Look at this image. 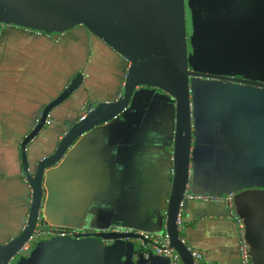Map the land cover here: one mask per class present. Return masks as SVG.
I'll return each instance as SVG.
<instances>
[{"label": "crops", "instance_id": "crops-1", "mask_svg": "<svg viewBox=\"0 0 264 264\" xmlns=\"http://www.w3.org/2000/svg\"><path fill=\"white\" fill-rule=\"evenodd\" d=\"M203 3L210 8L216 1ZM255 29L257 37L263 36L257 25ZM259 53L242 56L255 72L264 70V52ZM127 66L109 47L81 31L57 37L24 30L0 33V240L17 234L27 217L30 189L21 176L18 147L42 106L75 74L84 75L70 103L55 110L56 120H51L55 127L38 135L55 131L54 137H45L43 146V141L35 143L37 138L29 143L31 161L41 147L38 158L51 152L64 125L83 116L91 100H112ZM221 99H211L196 112L192 103L189 206L181 212L179 230L205 264H242L241 244L246 245L247 264H264V155H258L264 153V97L243 96L234 103ZM174 116L171 98L142 91L124 117L79 138L44 173L40 210L44 227L134 231L152 241L165 237ZM244 183L259 187L244 196L246 220L237 221L230 199L232 189ZM219 193L229 198L212 197ZM242 229L249 242L243 241ZM153 251L156 254L154 247Z\"/></svg>", "mask_w": 264, "mask_h": 264}, {"label": "water", "instance_id": "water-1", "mask_svg": "<svg viewBox=\"0 0 264 264\" xmlns=\"http://www.w3.org/2000/svg\"><path fill=\"white\" fill-rule=\"evenodd\" d=\"M249 1L244 4L253 6L255 15H261L258 10L262 7L258 3L264 0ZM186 4L187 0H0V27H4L0 28V33L12 28L47 36L63 35L80 26L128 64L116 96L108 101L91 100L83 116H76L64 125L61 138L50 153L38 158L41 147L35 153V161H31L28 145L50 127L51 120H56L55 110L70 103L84 81L82 73L75 74L58 96L42 106L33 128L22 137L18 152L21 176L30 189V202L25 223L18 233L0 240V264H171L169 257L154 253V241L138 232L118 229L73 234L51 232L39 218L45 171L55 166L84 134L124 117L142 91L162 93L175 104L165 237L181 264H194L191 249L179 235L181 212L189 206L187 187L193 145L191 80L220 81L263 90L264 80L261 76L251 78L228 68L219 69L217 73L194 70L190 66L191 49L197 38L190 35L218 29L216 24L188 28ZM219 8L218 5L216 10ZM254 20L258 28L264 25V15ZM258 38L264 39L261 36L255 38L254 44L244 43L247 40L240 44L252 45L256 49L253 48L254 54H262L259 52H264V40L257 42ZM214 40L218 39L211 37V41ZM231 41L221 39L223 45ZM201 46L204 50V43ZM220 52L211 54L218 57L212 66L220 65L221 58L228 56ZM32 237L29 253L20 255L21 247Z\"/></svg>", "mask_w": 264, "mask_h": 264}, {"label": "trees", "instance_id": "trees-1", "mask_svg": "<svg viewBox=\"0 0 264 264\" xmlns=\"http://www.w3.org/2000/svg\"><path fill=\"white\" fill-rule=\"evenodd\" d=\"M203 1L204 0H187V4H186L187 27L201 28V27H207L208 25L211 24H216L215 26H217L218 30L216 32L207 33V34L197 33L190 35L191 38L193 39L197 38V43H195V46L193 47V49H191V53L193 57L192 60H190V66L194 70L204 71L200 69L202 65L212 66L213 64H216L218 61V57L216 55H211V54H215L217 51L218 52L222 51L219 54L226 52L228 55L226 57L232 60L234 59L233 65L236 68L233 69H238L242 65L241 67L243 70L241 68H239V70H241V72L242 71L247 72V69L251 67H247L245 64H241L243 62L242 56L244 57L251 56L256 52V51L254 52V50L256 49L252 45L248 47L240 43L245 40L247 41L244 43H252V44L255 43V38L257 37L255 25L257 23L255 22L254 19L260 18L264 15V3L262 2L258 3L262 7L258 10V12L261 11L262 14L260 15L259 13L255 15L256 10L253 9V6L249 7L242 2H238L239 0H227V1L218 0L213 10H211L213 7L210 8L207 7L206 4L203 3ZM218 5L220 8L216 10ZM260 30L262 31L261 34L264 37V25L260 27ZM80 31L89 35L91 38H94L90 34H88V32L83 27L80 26L67 31L66 33L80 32ZM51 36H58V35H51ZM211 37H216L218 39L217 42L215 40L211 41ZM222 38L226 40H229L230 38L232 41L228 42L226 45H223V43H221ZM201 43L202 44L204 43L205 45L204 50L201 46ZM203 53H207V55ZM259 73L260 75H262V79L264 80V70ZM251 78H255V77H251ZM191 89H192V103L195 112L198 110V108H200L201 105L208 106L211 99H217L218 97L219 99L222 98L227 103L230 101L234 103L243 96L255 100L264 97L263 89H258L250 86L234 85L232 83H227V82L204 80V79H192ZM244 91L249 93H246L247 95L242 94L241 92L244 93ZM255 104H259V102ZM78 105L79 104H77L76 106ZM76 109H79V107H76L75 110ZM85 113H83L82 115H84ZM258 155H264V153H259ZM232 187L233 186H230L231 189ZM204 196L210 197V195H204ZM212 197H220L221 199H223L226 196L223 193H219L217 195H212ZM208 200H213V199L208 198ZM39 218L42 219L41 216ZM179 235L181 239H183V233L181 230H179Z\"/></svg>", "mask_w": 264, "mask_h": 264}, {"label": "rangeland", "instance_id": "rangeland-1", "mask_svg": "<svg viewBox=\"0 0 264 264\" xmlns=\"http://www.w3.org/2000/svg\"><path fill=\"white\" fill-rule=\"evenodd\" d=\"M238 2H246V4H249V0H239ZM238 4V3H237ZM57 37V36H56ZM231 61V59H229L228 57H222L221 60H220V65L218 66H207V65H202L200 69L204 70V71H209L210 73H217L219 72L220 70V67L221 66H226V65H229V62ZM248 61L245 59L244 62H242L241 64H246ZM242 66V65H241ZM239 67L242 69V67ZM238 69H231L232 71H241ZM243 70V69H242ZM245 73V75L247 76H250V77H254V74L253 72H245V71H242ZM258 76V75H257ZM256 77V76H255ZM61 78L58 80L60 81ZM52 127H55L53 124L50 125L49 129L52 128ZM55 135V131H48L46 132L45 134H42L40 137L37 138V141H35V143H39L40 141H43V139L45 137H54ZM45 141V140H44ZM43 141V142H44ZM34 143V144H35ZM33 144V145H34ZM33 148V146H32ZM259 186H257L256 184H253V183H244L243 186H240V188L238 189H232L233 192H235V194H233V198L230 199V203L231 205L233 206V212H234V218L236 217V220L237 221H244L246 220L245 216H244V211L245 209H243V203H244V196H247L249 194H255V191L254 190H257ZM224 194V193H223ZM226 197L223 198V199H228V195L224 194ZM235 197V199H234ZM242 232V238H243V241L246 242H249L248 239H247V236H246V230L245 229H242L241 230Z\"/></svg>", "mask_w": 264, "mask_h": 264}, {"label": "built area", "instance_id": "built-area-1", "mask_svg": "<svg viewBox=\"0 0 264 264\" xmlns=\"http://www.w3.org/2000/svg\"><path fill=\"white\" fill-rule=\"evenodd\" d=\"M199 199H202V198H199ZM70 233L73 234V233H78V232L72 231ZM33 241L34 239L32 237L21 247L19 251L20 255H26L29 253L32 247ZM153 241H154V249H155L156 254L160 256L169 257L171 260V264H181L178 256L173 252L171 248H169L168 240L166 237L155 238ZM191 254L194 260V264H205L203 262V256L200 252L196 250H191ZM240 259H241L242 264L248 263L247 249H246V245L244 244H241L240 246Z\"/></svg>", "mask_w": 264, "mask_h": 264}, {"label": "flooded vegetation", "instance_id": "flooded-vegetation-1", "mask_svg": "<svg viewBox=\"0 0 264 264\" xmlns=\"http://www.w3.org/2000/svg\"><path fill=\"white\" fill-rule=\"evenodd\" d=\"M207 6V5H206ZM208 7V6H207ZM2 28H4V27H2L1 26V29ZM12 30H17V29H12V28H8L4 33H3V35H7L10 31H12ZM247 30V29H246ZM18 31H20V30H18ZM28 32V31H27ZM223 68H228L229 70H230V68L231 69H233V68H236L234 65H233V63H229V65H226V66H224V67H220V69H223ZM253 72V74H254V77L255 76H261L262 77V75H260V73L259 72H255L254 71V69L253 68H249V69H247V72ZM239 72H241V71H239ZM242 73H244V72H242ZM245 74V73H244ZM42 220V219H41ZM46 229H48V228H46ZM49 231H51V232H54V231H59V232H63V233H67V234H71L70 232H72V231H75V232H80V231H77V230H65V229H49ZM86 232H91V231H86Z\"/></svg>", "mask_w": 264, "mask_h": 264}]
</instances>
